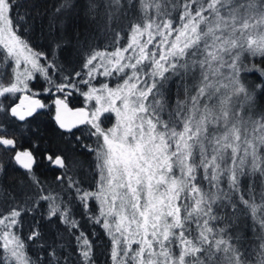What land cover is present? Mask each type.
Segmentation results:
<instances>
[{
  "label": "snow or ice",
  "instance_id": "snow-or-ice-1",
  "mask_svg": "<svg viewBox=\"0 0 264 264\" xmlns=\"http://www.w3.org/2000/svg\"><path fill=\"white\" fill-rule=\"evenodd\" d=\"M0 264H264V0H0Z\"/></svg>",
  "mask_w": 264,
  "mask_h": 264
},
{
  "label": "trees",
  "instance_id": "trees-1",
  "mask_svg": "<svg viewBox=\"0 0 264 264\" xmlns=\"http://www.w3.org/2000/svg\"><path fill=\"white\" fill-rule=\"evenodd\" d=\"M102 78V77H101ZM100 78V79H101ZM43 83L42 80H40L39 78L37 80H34L32 82V87L34 90H40L41 89V84ZM42 100H44L45 103L51 104L52 99L54 97H48V96H42L40 97ZM70 107L73 108H78V107H82L83 106V99L79 96V95H74L71 100H70ZM54 113V108L52 109V112H48L45 116V119L50 120L51 115ZM50 127H54L53 124L50 123ZM25 147L27 146V141L24 140L23 141Z\"/></svg>",
  "mask_w": 264,
  "mask_h": 264
},
{
  "label": "rangeland",
  "instance_id": "rangeland-1",
  "mask_svg": "<svg viewBox=\"0 0 264 264\" xmlns=\"http://www.w3.org/2000/svg\"><path fill=\"white\" fill-rule=\"evenodd\" d=\"M99 82H101V83L105 82L104 78H101ZM115 82H116V81H115V80H113V81H112V84L114 85V84H115Z\"/></svg>",
  "mask_w": 264,
  "mask_h": 264
}]
</instances>
